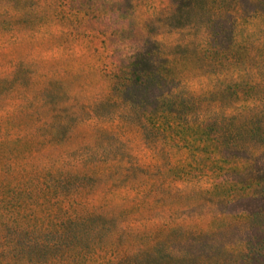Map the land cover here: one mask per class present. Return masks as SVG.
Segmentation results:
<instances>
[{"label":"rangeland","instance_id":"374dc122","mask_svg":"<svg viewBox=\"0 0 264 264\" xmlns=\"http://www.w3.org/2000/svg\"><path fill=\"white\" fill-rule=\"evenodd\" d=\"M240 1L207 0L202 8L186 0L178 11V0H0V162L14 163L20 169L25 166L27 170L49 161L61 167L64 154L79 146L94 147L101 133L99 129L105 128L127 141L134 160L149 167L148 174L122 182L118 175L109 174L116 164L123 167L132 161L110 160L98 164L89 172L100 179L88 193L76 198L82 202L81 209L105 207L109 215L126 213L125 221L119 217L123 232L118 250L134 252L151 244L156 235L176 227L210 231L224 223L237 222L243 216L239 210L250 202L215 206L206 201L198 185L188 182L202 174V171L198 174L200 167L210 168V172H203L213 180L217 179V173H223L221 180L239 177L235 175L239 169L235 158L229 153H219L207 141L195 140L192 149H184L183 157L180 152L174 154L172 164L181 166L177 168L182 169L186 180L159 192L162 179L157 171L166 172L171 165H165L144 145L136 127L84 120L68 132L69 137L62 144L32 136L28 128L66 120L69 116L74 118L85 108L104 101L112 93L113 75L130 68L147 39L160 46L155 52L164 59L173 58L177 89L208 94L231 86L235 80L264 81V0ZM227 11L235 12V17L219 20L218 16ZM214 31L221 34L217 40L223 50L235 42L234 50L243 53L242 60L248 53L255 65L262 68L248 73L242 70L244 65L228 66L225 57L219 58L211 49ZM153 61L150 67L154 64L155 71L161 62ZM153 77L149 82L158 88L159 78ZM160 90H150V96L159 95ZM113 98L119 101L116 93ZM235 105L242 110L246 104L237 100ZM103 108V112H111L115 106L109 104ZM109 140L106 147L112 149L115 140ZM113 149L121 153L124 147ZM210 152H214V158L202 161L200 167L198 162L191 163V153L202 156ZM210 181L206 178L202 189H207ZM254 203L259 204L258 210L263 214L255 219L261 229L244 233L242 237L239 234L229 237L232 240L227 254L232 258L229 262L248 249L256 255L253 264H264V199ZM253 246L259 247V251L252 250ZM220 251L216 248L214 253ZM216 262L220 264L221 260L218 258Z\"/></svg>","mask_w":264,"mask_h":264},{"label":"trees","instance_id":"16d2710c","mask_svg":"<svg viewBox=\"0 0 264 264\" xmlns=\"http://www.w3.org/2000/svg\"><path fill=\"white\" fill-rule=\"evenodd\" d=\"M185 1L178 0L176 10H181ZM206 1L191 0L202 8ZM234 13L227 11L218 19L227 21L235 17ZM218 36H221L219 32L212 33L214 45L211 49L219 58L225 57L228 66L244 65L242 70L248 73L262 68L255 65L248 53L242 60L243 53L234 50L235 42L223 50ZM156 47L160 46L154 40H146L130 68L113 75L112 93L104 101L85 108V112L74 118L57 119L44 126L33 124L28 128L30 134L39 135L46 142L62 144L68 139V132L84 120L97 124L113 121L127 128L136 127L144 145L165 165H171L166 172L157 171L162 179L159 192L185 178L182 169L177 168L181 166L172 164L174 154L180 152L183 157L184 149H190L195 140L207 141L219 153H229L235 158L234 163L239 167L235 175L239 177L221 180L223 173H217V179L213 180L203 172L211 169L202 170L200 164L214 158V152L202 156L191 153V163L198 162V174L200 171L202 174L188 182L198 185L206 201L215 206L250 202L239 210L243 216L237 222H227L210 231L176 227L161 236L156 235L151 244L134 252L118 250L123 232L119 217L125 221L126 213L109 215L103 206L97 210L81 209L82 202H77L76 198L88 193L100 179L89 172L98 164L110 160L132 161L123 167L116 164L109 174L118 175L122 182L148 174L149 167L134 160L127 141L101 128L94 147L79 146L67 152L61 167L49 161L27 170L25 166L20 169L13 166L14 163L4 165L5 162H0V264H217L218 258L220 264H253L256 255L248 249L232 262L227 254L232 242L230 236L239 234L242 237L244 233L261 229L255 219L263 214L258 210L259 204L254 202L264 199V81L259 78L244 82L235 80L231 86L208 94L180 90L174 85L178 78L173 58L164 59L155 52ZM153 59L161 62L155 71L152 70L154 64L150 67ZM153 76L159 78L157 83L161 88V93L155 97L150 96V90L158 89L155 83L149 82ZM162 85H165L163 91ZM115 93L119 101L113 98ZM237 100L245 102L242 110L236 108ZM109 104L115 106L114 110L103 112L104 105ZM109 138L115 140L111 144L113 148L123 146L124 150L116 153L115 149H108ZM206 178L211 179L210 186L202 189ZM216 248L221 249L220 253H214ZM259 249L253 246L252 250Z\"/></svg>","mask_w":264,"mask_h":264}]
</instances>
